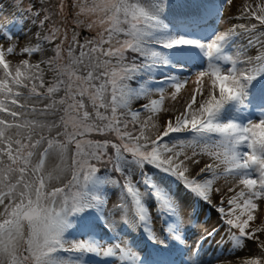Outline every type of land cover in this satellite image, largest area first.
<instances>
[{
    "label": "snow or ice",
    "instance_id": "6c2138e0",
    "mask_svg": "<svg viewBox=\"0 0 264 264\" xmlns=\"http://www.w3.org/2000/svg\"><path fill=\"white\" fill-rule=\"evenodd\" d=\"M87 2L80 0V13L96 17L88 27L101 28L97 37L80 44L73 35L64 47L65 35L54 55L38 63L30 58L42 54L59 29L17 53L13 34L0 27V264H90V256L117 264H176L174 246L184 251L183 264H200L204 242L220 229H205L188 244L181 189L210 205L212 194L220 193L213 207L228 228L227 240L221 236L217 243L230 241L235 252L256 240L260 254L240 264H264V240L257 235L264 224H252L264 204V31H256L264 27V3H245L241 13L258 24L192 35L201 25L211 28V10L169 17L170 0ZM241 35L258 55L232 51ZM15 54L28 58L13 67L8 57ZM46 70L57 74L47 86ZM189 83L194 87L183 110L154 139L146 135L150 125L158 127L161 112L173 110L165 100L177 101ZM140 98L148 103L133 109ZM57 113L58 120L31 118ZM45 129L59 130L48 136ZM93 133L114 139H88ZM53 152L60 158L56 174L45 172ZM201 156L211 162L193 177L190 165ZM218 180L229 185L226 191ZM109 187L119 192L111 209ZM116 212L154 246L150 252L119 235L111 241L97 235L98 226L114 230ZM154 220L163 221L160 233Z\"/></svg>",
    "mask_w": 264,
    "mask_h": 264
},
{
    "label": "rangeland",
    "instance_id": "374dc122",
    "mask_svg": "<svg viewBox=\"0 0 264 264\" xmlns=\"http://www.w3.org/2000/svg\"><path fill=\"white\" fill-rule=\"evenodd\" d=\"M221 1V0H220ZM219 0H170V4L173 6L166 9V15L169 17L176 15H194L201 14L206 11L211 10L214 12L217 5L220 3ZM264 3V0H231L230 4L222 2V17L220 21V30L223 31L227 28L232 27L233 25L245 24L243 22V17L241 16L242 10L245 3H248L252 6H255L256 3ZM92 0H88L87 6H90ZM63 5V7H62ZM31 8V11L28 9ZM65 9V11H64ZM39 12V15L36 16L34 13ZM49 16V19L45 21L44 25L41 26L39 23L40 20L44 19L45 15ZM90 15L89 13H80V0H0V27L4 30L10 31L13 34L14 42L17 44V53L20 49L25 46L35 45L41 43V39L51 28L55 27L59 29L58 38L53 41L52 44L44 42L42 54H35L30 58V63H38L41 59H48L54 55L52 49L56 44H59L65 35H67V41H65L64 47L67 46V42L71 41L73 35L76 36L77 41L80 44H83L87 40H92L97 37V34L101 31V28L98 25H94L92 28H89L88 25L92 23L95 16ZM255 21V20H253ZM257 32L261 31L258 27ZM243 35H241L242 37ZM107 47V46H106ZM239 48H242V45H238ZM254 50H258L255 47ZM253 49L248 50L250 57H255L258 55V51ZM244 54V53H243ZM66 55V54H65ZM75 55H79V47L76 48ZM16 56L28 58L26 55L15 54L8 57L16 58ZM56 72L46 70L43 73V78L45 85L49 82H52L56 79ZM135 86V85H133ZM194 87L193 84L189 83L184 90H182L180 96L177 98V101H171L170 99L165 100V108H172V111L161 112L156 119L155 123L158 125L157 128H152L151 125L146 129V135L150 138H155L158 132L163 131V127L166 122L172 118L174 119L175 115H178L180 111L183 110V104L187 98L191 96V90ZM172 89H168L166 95L170 94ZM57 96H63V91L57 94ZM153 99H158L157 95L152 96ZM87 103V101H86ZM148 103L147 98H140L137 101H134L132 108H139L141 104ZM89 111L91 108L89 107ZM59 118V113H58ZM59 130V129H58ZM176 135H187L186 133L176 134ZM88 139L93 140H104V139H114L111 136H100L95 133L90 134ZM111 152V149H109ZM188 154L191 155V149H188ZM69 152H72V147L69 146ZM200 163L190 165V175L196 176L201 168L204 167L206 163L211 162L207 156L198 157ZM53 164L51 167L48 164ZM60 163L59 155L55 152L49 155L45 163V172H53L56 174V167ZM70 163V158L68 160ZM116 174L113 173V176ZM70 176V172L68 173ZM216 186L220 187L222 192L227 190L229 186L224 180H218ZM173 190H176V185H172ZM110 198L108 203V208L111 209L113 204L118 202V195L115 191H109ZM228 195H232L229 193ZM178 197L182 203V208L185 215L184 227L186 232H188L189 237L196 242V240L204 234L205 229H211L212 227H217L219 231V240L221 236L225 237L227 240V228L228 226L223 223L221 215L216 211V208L213 205H219L221 194L213 193L212 201L213 204H207L203 201H198L190 193L179 190ZM115 202V203H114ZM226 206V205H225ZM257 220L252 222L253 226L264 224V204H261V207L258 209ZM193 219V221L191 220ZM112 217H109L110 222ZM116 225L113 232L118 236L127 238V236L121 234L118 229V222L120 221V213L116 212L115 214ZM139 230V229H137ZM235 231V230H234ZM27 232V229H25ZM112 234L104 231L99 226L96 229L97 235L102 236L105 240L111 241L115 238L114 233ZM260 240H264V233H257ZM205 241L206 245L211 246L212 252L215 248H218V252L215 257L212 259L201 258V264H240L241 260L255 257L260 254L261 249L258 247V242L256 240H246L245 246L235 252L230 251L231 242H226L223 245L217 243V241ZM20 246L23 247V241L20 242ZM220 260V261H217ZM90 264H101L99 260L95 257H89ZM114 264V263H113Z\"/></svg>",
    "mask_w": 264,
    "mask_h": 264
},
{
    "label": "clouds",
    "instance_id": "9594fccd",
    "mask_svg": "<svg viewBox=\"0 0 264 264\" xmlns=\"http://www.w3.org/2000/svg\"><path fill=\"white\" fill-rule=\"evenodd\" d=\"M220 1V0H219ZM222 2H223V0H221L220 1V3L217 5V7L215 8V10H214V12H212L213 13V15L211 16V17H213V16H215L216 15V11H217V9H218V7H219V5L221 6L222 5ZM243 22H245V25H250V24H252V23H257L258 24V22L256 21V22H253L252 20H251V18H248V19H246V18H243ZM259 27V26H258ZM200 28H202V29H206V25H201V27ZM260 29H261V31H264V27H259ZM193 32V31H192ZM203 31L202 30H196L192 35H203ZM242 38H243V40H245L246 41V43L248 42V39H247V35H243L242 36ZM245 47H247V48H249V49H253L254 50V47L252 48V47H248V43L247 44H245ZM256 51V50H255ZM247 57H250V55L249 56H247ZM136 176L135 175H133V179L135 178ZM134 180H136V179H134ZM115 192H116V194L119 196V192H118V190L117 189H115ZM120 213V212H119ZM155 228V230L159 233V230L156 228V227H154ZM118 229H119V231L120 230H123L124 231V234L123 235H128V237H129V240H131V239H133V238H136V237H138L139 239H144V235L140 232V230H137L136 229V231L133 233V236L131 235V234H129V232H130V229L129 228H127V227H125L124 225H123V223H121L120 221L118 222ZM126 231H128V234H126ZM113 232V231H112ZM114 233V232H113ZM110 234H112V233H110ZM114 235H115V238H116V234L114 233ZM147 244H150V247H151V243L149 242V241H146V242H144V244H143V246H141L142 248H146L145 246L147 245ZM141 248V249H142Z\"/></svg>",
    "mask_w": 264,
    "mask_h": 264
},
{
    "label": "trees",
    "instance_id": "16d2710c",
    "mask_svg": "<svg viewBox=\"0 0 264 264\" xmlns=\"http://www.w3.org/2000/svg\"><path fill=\"white\" fill-rule=\"evenodd\" d=\"M253 48V47H252ZM254 49H255V47H254ZM255 51V50H254ZM256 51H258V50H256ZM23 59H27V58H23V57H19V56H16V58H11V65L14 67V66H16V65H18ZM25 94H26V90H25ZM58 97V96H57ZM47 101H45V103H46ZM38 107H42V105H38ZM31 118H33V119H47L48 121H52V120H58L59 118H58V113L56 114V115H54V116H48V117H39V116H33V117H31ZM10 119V118H9ZM56 131H58V129H53L52 130V132L51 133H49L46 129L44 130V132H43V134L44 135H48V136H55V133H56ZM46 146V145H45ZM68 155H69V158L71 157V152H69L68 153ZM38 158H39V156H38V153L33 157V164L34 163H36V162H38ZM50 167L53 165V164H48ZM134 175L136 176L134 179H139V172H138V170H135L134 171ZM69 176H68V173H65L64 174V179L66 180L67 178H68ZM53 183H55V182H53ZM58 186V185H57Z\"/></svg>",
    "mask_w": 264,
    "mask_h": 264
},
{
    "label": "bare ground",
    "instance_id": "6f19581e",
    "mask_svg": "<svg viewBox=\"0 0 264 264\" xmlns=\"http://www.w3.org/2000/svg\"><path fill=\"white\" fill-rule=\"evenodd\" d=\"M64 11H65V9H64ZM90 15H91V14H90ZM93 16H94V15H93ZM93 16H92V17H93Z\"/></svg>",
    "mask_w": 264,
    "mask_h": 264
}]
</instances>
